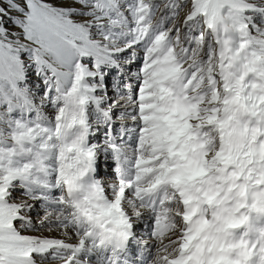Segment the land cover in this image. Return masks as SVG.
Returning a JSON list of instances; mask_svg holds the SVG:
<instances>
[{
    "label": "snow or ice",
    "instance_id": "snow-or-ice-1",
    "mask_svg": "<svg viewBox=\"0 0 264 264\" xmlns=\"http://www.w3.org/2000/svg\"><path fill=\"white\" fill-rule=\"evenodd\" d=\"M0 264H264V0H0Z\"/></svg>",
    "mask_w": 264,
    "mask_h": 264
}]
</instances>
